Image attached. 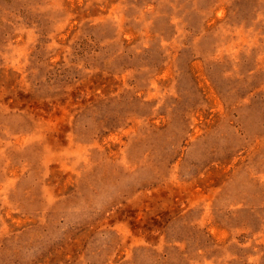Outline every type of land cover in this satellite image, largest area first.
<instances>
[{
	"label": "rangeland",
	"instance_id": "1",
	"mask_svg": "<svg viewBox=\"0 0 264 264\" xmlns=\"http://www.w3.org/2000/svg\"><path fill=\"white\" fill-rule=\"evenodd\" d=\"M0 264H264V0H0Z\"/></svg>",
	"mask_w": 264,
	"mask_h": 264
}]
</instances>
